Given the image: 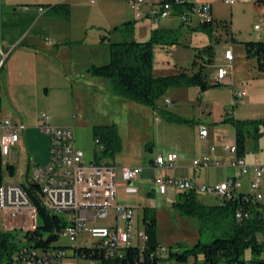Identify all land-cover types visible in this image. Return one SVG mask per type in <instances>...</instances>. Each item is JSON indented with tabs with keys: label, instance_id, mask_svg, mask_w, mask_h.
<instances>
[{
	"label": "rangeland",
	"instance_id": "rangeland-1",
	"mask_svg": "<svg viewBox=\"0 0 264 264\" xmlns=\"http://www.w3.org/2000/svg\"><path fill=\"white\" fill-rule=\"evenodd\" d=\"M69 1L71 12L69 17L64 16V24L71 27L66 35L69 37V42L64 43L63 50L71 52L74 57H77L78 62H81L78 76H74L69 85L52 83L45 78L42 89L37 90L34 82H41L42 75L38 71L35 73L32 65L35 61L33 54L23 52H46L44 48L34 46V43L46 46L45 38L48 32L41 24V20L38 23L34 20L22 32L20 30L23 26H19L16 32L24 33L25 39L22 37V40L24 39L22 43L12 51L11 43L14 39L9 35L15 31L9 25L7 29L4 28L3 53H0V61L3 60L0 66V84H3V76L12 58L9 59L11 52L14 53L13 55L22 52L24 55L20 54V58L22 64L25 63L28 67V71L22 75L21 83H31V85L19 84L20 88L15 87L10 90L9 95L7 93L3 95L0 118L10 117L14 120L22 116L27 119H25L27 122L28 119L32 121L38 116L41 117L43 113L52 114V110L54 113H61V116L74 124L76 142L78 147L85 151L87 163L99 157L100 160L116 165L142 164L159 152L166 151L164 153L166 154L168 150H178L181 147L185 152L181 157V164L186 167H177V176L173 177L182 179L185 173L194 177L195 173V179L200 185H215L233 174L230 166L233 154L228 150L223 151L225 145L236 144V130L232 118L255 120L258 128L256 131L253 126L250 128L243 158L248 164L264 162V123H262L264 121V72L258 69L254 57L247 56L242 43L245 40L256 39L259 34L264 39V15L259 12L254 0H238L233 5L225 3L224 0H194L198 3H211L214 19L227 20L230 25L228 31L219 24H215L211 32L199 26L194 27L198 25L196 22L193 26H182L179 20L170 18L162 20L159 25L151 24V21L147 19L137 22L135 35L141 40L149 39L151 30L156 27L180 28L182 31L180 43L156 42L153 44L154 73L164 69L163 62H166L165 65L168 63L178 69L187 68L190 71L198 69L202 64L206 78L214 82L217 68L228 66L225 50L232 48L234 51V60L229 68V74L219 86L206 89L200 97L198 95L201 90L198 85L171 87L157 99L155 106L126 97L119 89L121 86L113 79L97 76L81 69L88 57H93L95 54L108 52V60L110 59L108 42L101 41L102 35L106 34L104 29L108 26L101 22H93L94 20L89 24L85 22L86 14H92L94 19H101L97 10L100 2L96 4L91 3L90 0ZM257 22H263L260 31L254 29ZM12 28L17 27L12 26ZM112 38L116 40L120 37L113 35ZM56 42L60 44V38ZM27 62L31 65L28 66ZM38 63L41 65V62ZM21 65L20 71H23V65ZM236 90L245 91L243 103L234 104ZM167 97L171 103H166ZM106 124H115L119 141L115 148L103 151L104 142L96 141L98 138L95 134V127ZM201 124L210 132V142H205L196 136V129ZM2 133L3 130L0 128V137ZM256 134L257 138L254 137ZM208 144L216 146L214 154H219L221 157V165L192 169L194 159L201 157L202 149ZM12 160L17 163L14 174H11L6 167L7 161ZM27 160L26 148L20 151L15 150V152L12 150L9 157H4V183H28L31 172L27 169ZM150 189L153 193L149 203L150 206H154L152 209L158 219L159 240L165 247L180 245L184 248L194 245L199 240L209 241L216 230L215 225L224 222V219L220 217L207 218L181 213L178 205L182 201L181 191L176 184H169L165 194H161L156 187ZM261 190L264 202V176L261 178ZM197 193L205 205L221 203L214 194L201 190H197ZM45 200L48 203V199L45 198ZM1 208L5 207L0 206V232H4L7 229L6 213ZM57 211L60 215L67 214L65 208ZM31 212L32 216H38L33 208L15 207V214ZM143 216L144 211L137 210L135 214L137 229H144ZM98 223L105 224L106 220L98 219ZM18 228L16 232L21 235L22 231L19 226ZM86 238L92 242L95 241L94 238H90L89 233H82L79 242L83 243ZM59 243L67 246L69 254L74 253L71 248L72 242L68 238L61 236ZM252 257L251 250L247 249L243 257L245 261L241 264H250ZM259 258L264 259V250ZM79 263L101 264V261L98 258L81 256ZM0 264L12 263L4 258ZM19 264L27 263L20 262ZM158 264L205 263L200 254L196 260L190 257L184 263H179L164 255Z\"/></svg>",
	"mask_w": 264,
	"mask_h": 264
},
{
	"label": "built area",
	"instance_id": "built-area-1",
	"mask_svg": "<svg viewBox=\"0 0 264 264\" xmlns=\"http://www.w3.org/2000/svg\"><path fill=\"white\" fill-rule=\"evenodd\" d=\"M90 1L96 3V0ZM224 1L229 5L238 2V0ZM254 2L259 12L264 15V0H254ZM129 4L137 20L148 19L155 25L169 18L179 20L184 26L214 20L211 3H198L194 0H129ZM262 27L263 22H257L254 25L257 31H260ZM258 38H261L260 34ZM3 39V19L0 14V53H3ZM48 39L51 41L50 38ZM225 58L228 66L217 68L216 82L219 83L229 74L234 58L232 48L225 50ZM2 62L3 60L0 61V66ZM245 95V91L236 90L234 104L243 103ZM166 103H171V100L166 98ZM26 127L24 122L14 121L10 117L0 118V128L3 130L0 137L3 157L11 155L13 148L20 140L21 132ZM39 127L49 138L50 156L46 164L33 167L30 180L41 185L42 196L48 199V209L53 211L58 210V206H67V214H64L67 223L60 231V235L72 242L71 248L74 253L69 254L67 247L43 249L28 244L26 234L37 227L38 216H32V212L15 214V207H23L25 204H34V202L27 189H17L14 183H2L0 184V200H6V208H1L6 213V231L16 232L19 230L18 226L22 231L20 247L15 252L11 263L80 264L79 259L82 255L76 252V248L81 246L97 247L98 251L103 252L106 257H115L123 255L126 247L131 243L144 241L147 236L144 230L136 227L134 208L121 205L117 201L118 167L103 160L87 163L84 151L77 145L75 127L53 124L49 113L41 115ZM201 136H208V130L204 126L201 127ZM96 141L99 142V140ZM216 149L215 145H208L202 151L201 157L194 159V167L221 165L222 159L214 154ZM226 150L233 154L230 165L233 174L228 175L224 181L215 185H200L195 178L179 179L162 174L154 179L157 190L164 194L169 184H176L181 192L191 189L201 190L226 201L244 191V181L247 179L246 192L257 201L262 200L261 178L264 176V162L248 164L243 156L237 154V144L225 145L224 151ZM178 157L179 154L172 151L156 156L155 163L173 167ZM119 169L121 178L128 182L137 179L143 168L139 165H130ZM248 216L249 212L245 208H237L238 220ZM98 219L106 220V223L99 224ZM82 233H89L90 238H94L95 241L92 242L86 238L83 243L79 242ZM160 249L161 256L167 255V247L162 245Z\"/></svg>",
	"mask_w": 264,
	"mask_h": 264
},
{
	"label": "trees",
	"instance_id": "trees-1",
	"mask_svg": "<svg viewBox=\"0 0 264 264\" xmlns=\"http://www.w3.org/2000/svg\"><path fill=\"white\" fill-rule=\"evenodd\" d=\"M51 9L61 16L69 17L71 12L70 4L67 2L49 5ZM36 15L20 16L11 22L3 23V28L11 26L15 31V37L20 36L22 30L33 22ZM137 19L126 20L105 31L101 41L108 42L110 59L106 63L92 64L88 71L94 75L106 77L116 81L122 94L134 100L152 106L156 105L157 99L162 97L171 87H183L188 85H198L201 91L210 87L219 86V82H210L204 73V65L198 69L190 71L181 68L176 72L165 75H156L153 71V44L180 43L182 31L180 28H154L151 30L149 39L141 40L136 37ZM215 24H219L227 31L230 25L227 20H216L202 22L194 27H201L212 31ZM23 26L16 32L19 26ZM15 26L17 28H12ZM183 26V25H182ZM10 33V32H8ZM11 34V33H10ZM17 35V36H16ZM113 35L120 38L114 40ZM247 56L256 59V65L260 71L264 72V39L242 41ZM211 56V52H210ZM211 61V58H210ZM4 65V64H3ZM2 65V67H3ZM232 123L236 130L237 154L243 156L246 153V138L250 135V128L254 131L258 128L255 120L248 121L232 118ZM264 123V121H262ZM95 134L99 142H104L103 151L115 148L118 144V134L115 124L98 125L95 127ZM254 137H258L257 134ZM97 161H101L99 157ZM4 157L0 151V184L4 183ZM6 167L11 174L15 172V165L9 161ZM27 189L32 201L36 205L38 214L37 227L29 231L28 244L35 248L64 247L59 243L60 231L67 223V218L60 215L57 210L48 209L45 197L42 196L41 185L29 179L23 184ZM182 201L178 203L181 213L205 216L207 218L220 217L223 223L215 225V231L211 240L203 242L199 240L192 246L180 245L167 247V256L179 263H184L192 256L202 255L205 264H241L247 249L251 250L252 260L250 264H264V259L259 258L264 250V202L257 201L251 194L241 191L236 196L228 200H221L217 205H205L198 197L195 189L181 192ZM33 204V207L35 205ZM238 207L245 208L249 216L243 220L236 218ZM144 231L147 238L144 241H137L128 245L121 256L106 257L103 252H99L97 247L91 248L81 246L76 248V252L85 258H98L101 264H158L163 256L160 255L161 241L158 236V219L152 208L144 209L143 216ZM20 247V235L17 232H0V261L7 259L9 263Z\"/></svg>",
	"mask_w": 264,
	"mask_h": 264
},
{
	"label": "crops",
	"instance_id": "crops-1",
	"mask_svg": "<svg viewBox=\"0 0 264 264\" xmlns=\"http://www.w3.org/2000/svg\"><path fill=\"white\" fill-rule=\"evenodd\" d=\"M64 2L69 3L71 6L69 0H0V14L2 16L3 23L11 22L12 20H14V18H19L20 16L36 15L35 21H37L38 23V21L41 20V24H43L44 28L48 32L45 38L47 43L46 46H42L39 45L38 43H34V46L44 48L46 52H23L24 54L25 53L30 55L33 54V56L35 57V61L33 62L32 65L34 66L35 73H37L38 71L39 74L42 75L41 82L38 83L34 82L36 84L37 90L42 89V83L45 80V78L50 80L52 83H57L59 85L60 83H64L66 85H69L70 82H72L74 76H78L79 73V67H80L79 64H81V62H78L77 57L76 56L74 57L71 54V52H64L63 50L64 43L69 42L68 39L69 37L66 35L68 34V30L71 26L65 25L64 17L59 15L57 12L51 9V7H49V5H54ZM99 2L100 4L98 5L97 10L101 15V17H99L101 19L97 20L94 19V16L92 14L89 15L86 14L85 22H87V24H89L93 20H94L93 22H97V23L101 22V24L108 26L104 29L106 31L108 28H110V26L115 27L116 25H119L126 20L136 19L134 15V11L129 4V0H96V4H98ZM23 34H21L18 37H15L12 34L9 35V37H13L14 39L13 43H11L13 45L12 51L25 39ZM64 36H66L65 39ZM22 37L24 38L23 40ZM48 38H50L51 41H49ZM58 38H60L61 40L60 44L56 42ZM49 46L50 47L52 46L53 49L50 48ZM23 53L19 52V54L13 55L14 53L12 54L11 52L9 56V59L11 57L13 59L12 58L10 59L9 65L6 68V72L3 76V84L2 85L0 84V111H2L3 108V95L5 93L9 95L11 89H14L15 87L20 88L21 86L19 84H22V86L24 84L31 85V83H21L22 75L27 73L28 71V67L25 65V63L24 65L22 64L20 58V54L24 55ZM107 54L108 52H105V54H95L93 57H88V59L86 60V64H84V67H82L81 69L84 70L85 72L91 73L88 71V68L92 64H101L109 61ZM38 62H41V65H39ZM21 64L23 65V71H20ZM165 64L166 62L162 63L164 69L161 72H156L155 73L156 75H165L171 72H176L181 69V68L180 69L176 68V66H171L168 63L167 65ZM27 65L30 66L31 64L27 62ZM183 66L187 67L185 65ZM48 89L47 91H49ZM201 93H203V91L199 92L198 95L199 97L201 96L200 95ZM25 119L26 118L22 116L16 117L14 119V121L24 122L27 125V127L24 131L21 132L20 140L18 141L17 145L13 148V151L14 152L15 150L20 151L22 148L27 149V154H28L27 169L28 171L31 172L34 166L40 164H46L49 161V156H50L49 138L47 134H45L39 127V122H40L39 116L38 118L32 121L28 119L27 121L28 123L26 122L27 119L26 120ZM51 119H52V123L56 125L74 126L72 121L61 116V113H54L53 110L51 114ZM202 125L203 124H201L196 129V136L199 139L200 138L203 139L205 142H210L211 136L209 131L207 137H202L200 135V128L202 127ZM208 145H206V147ZM205 148H203L202 151ZM172 151H175L179 154V157L175 161L173 167L160 166L155 163L156 156L164 154L166 151L159 152L156 156L150 158L149 161L147 162L144 161L142 164H132V163H127L123 165L115 164L118 167L116 174L118 180L117 182L118 203L124 206H129L134 208L135 214L139 209L144 211L145 208H153L154 206H150L149 202L151 201V194L153 193V191H151L150 188L156 187L154 179L158 175H162V174H166L167 176H171V177L177 176L176 168L184 166L181 164V157L185 153L183 149H181L180 147L178 148V150L176 149L168 150L167 153ZM217 156H219V154H217ZM10 162L15 165V169H16L17 163L14 162L13 160ZM130 165H139L142 166L143 169L140 176L137 179L125 182L121 178L119 168L122 166H130ZM193 168L194 166L192 167V169ZM193 176L194 177L190 176L189 173L188 174L185 173L183 177L195 178L196 177L195 173L193 174ZM15 186L17 188H21L23 187V184H15ZM247 188H248V182L246 179L244 181L243 190L246 191ZM22 189H24V187ZM23 207L33 208L35 210V213L37 214V211L35 207H33V204H25L23 205ZM61 208L63 209L65 208V210L67 211V206H58V210H60ZM192 257H194V259L196 260L198 256H192Z\"/></svg>",
	"mask_w": 264,
	"mask_h": 264
},
{
	"label": "bare ground",
	"instance_id": "bare-ground-1",
	"mask_svg": "<svg viewBox=\"0 0 264 264\" xmlns=\"http://www.w3.org/2000/svg\"><path fill=\"white\" fill-rule=\"evenodd\" d=\"M0 151H1V153H3V145L2 144H0ZM15 188H17V187L15 186ZM22 188L23 187L17 188V189H22ZM0 206H3L6 208V200H0Z\"/></svg>",
	"mask_w": 264,
	"mask_h": 264
}]
</instances>
